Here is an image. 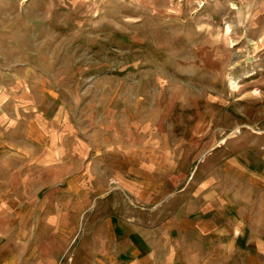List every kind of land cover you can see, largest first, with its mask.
<instances>
[{
    "label": "rangeland",
    "instance_id": "374dc122",
    "mask_svg": "<svg viewBox=\"0 0 264 264\" xmlns=\"http://www.w3.org/2000/svg\"><path fill=\"white\" fill-rule=\"evenodd\" d=\"M255 145L264 148V0H0V205L22 199V186L24 202L70 199L84 226L81 209L103 198L84 197L87 180L115 194L121 219L152 210L140 217L156 242L179 203H132L128 150L161 149L191 168L219 146L235 156ZM208 247L197 263L225 264L208 262Z\"/></svg>",
    "mask_w": 264,
    "mask_h": 264
},
{
    "label": "crops",
    "instance_id": "0c3cea01",
    "mask_svg": "<svg viewBox=\"0 0 264 264\" xmlns=\"http://www.w3.org/2000/svg\"><path fill=\"white\" fill-rule=\"evenodd\" d=\"M220 149L200 154L191 168L168 161L161 149L144 150L138 158L135 148L127 151L126 166L122 164L127 177L121 181L132 203L155 206L157 211L168 196L179 203L175 220L160 225L156 242L140 217L153 211L129 208L127 220L121 219L113 204L115 194L106 193L105 185L94 187L86 180L81 189L85 198L97 194L94 191L103 197L93 208L81 209L89 221L84 226L83 216L80 224L73 222L70 199L45 201L33 192L24 202L32 191L21 186L16 195L22 199L0 205V264H62L66 255H72V264H198L196 250L201 245L209 246L208 262L264 264V148L248 146L235 156ZM153 154L158 157L150 158ZM115 167L120 166L112 167L119 180ZM69 180L58 189L67 197ZM78 228L82 232L77 236ZM190 246L196 247L195 253L186 251Z\"/></svg>",
    "mask_w": 264,
    "mask_h": 264
}]
</instances>
